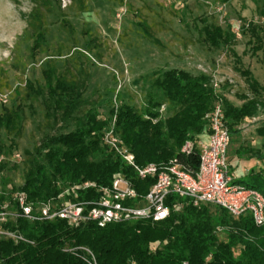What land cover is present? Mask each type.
Masks as SVG:
<instances>
[{"label": "trees", "instance_id": "1", "mask_svg": "<svg viewBox=\"0 0 264 264\" xmlns=\"http://www.w3.org/2000/svg\"><path fill=\"white\" fill-rule=\"evenodd\" d=\"M50 9L47 11L51 12ZM260 13L264 16V8ZM31 16L34 21L29 28L34 30L36 53L47 42L48 29L44 14L36 10ZM201 23V36L211 49L220 50L233 41L234 33L230 29L207 19ZM142 25L145 36L163 47L148 25ZM245 29L251 34L249 43L254 51H264V26L250 22ZM79 54L90 60L83 52ZM234 55L240 64L239 57ZM46 65L42 72L44 86L27 81L23 95L16 91L25 105L39 103L43 112L39 126L43 136L39 145L25 150L24 184L20 188L32 202L56 198L68 184L92 181L111 186L118 175L129 178L141 194L148 193L154 180H140L134 169L102 142L114 116L116 132L139 166L177 161L186 169L197 171L199 150L184 154L181 149L187 141H198L208 134L206 116L217 102L224 106L231 143L241 136V126L246 120L264 112V86L248 70H237L251 92L241 96L243 102L238 105L225 97L221 87L218 91L214 89L211 76L169 69L154 73L143 108L110 102V116L100 119L96 103L86 97L88 78L82 80L69 72H58L50 62ZM5 84L0 75V89ZM22 102L15 100L10 106L0 103V149L8 157L23 137ZM162 106L166 107L165 118L160 113ZM256 134L261 146L239 148L236 154L239 157L248 154V159L261 163L264 162V123L256 128ZM5 167L6 163L2 170ZM12 167L17 169V162ZM245 177L248 179L245 186L264 194L263 168L254 167ZM79 198L92 200L97 194L81 192ZM176 200L178 197L171 196L168 204ZM179 201L186 203L183 210L172 211L167 220L159 223L142 220L100 228L90 222L74 228L64 220L42 223L19 220L11 228H18L34 244L1 239L0 264H88L82 257L90 256L82 248L92 252L97 264H264V226H255L250 215L235 219L213 205L195 207L186 200L179 198Z\"/></svg>", "mask_w": 264, "mask_h": 264}, {"label": "rangeland", "instance_id": "2", "mask_svg": "<svg viewBox=\"0 0 264 264\" xmlns=\"http://www.w3.org/2000/svg\"><path fill=\"white\" fill-rule=\"evenodd\" d=\"M263 8L264 0H0V75L6 83L0 92L9 95L7 105L15 100L21 103L16 91L23 95L27 81L44 86L42 72L50 62L58 72L88 78L86 97L96 103L99 118L104 119L110 116V102H126L140 110L154 73L179 69L211 76L225 97L239 105L241 96L251 92L238 68L250 71L264 86V51H254L249 43L251 34L245 29L250 22L264 26ZM36 10L45 15L48 35L47 42L35 53L34 30L29 25ZM202 19L230 29L234 33L231 44L220 50L205 44L200 32ZM142 24L148 25L163 47L145 36ZM22 103L23 137L3 168L7 192L22 188L25 150L39 145L43 136L40 104L28 107ZM161 116L165 118L166 113ZM263 123V111L243 123V133L229 148L230 163L235 157L247 159L248 154L239 157L237 149L261 146L256 128ZM205 137H199V141H205ZM15 154L21 156L17 169L12 167ZM259 167L264 170V162ZM235 174V184L245 186L248 179L240 168Z\"/></svg>", "mask_w": 264, "mask_h": 264}, {"label": "built area", "instance_id": "3", "mask_svg": "<svg viewBox=\"0 0 264 264\" xmlns=\"http://www.w3.org/2000/svg\"><path fill=\"white\" fill-rule=\"evenodd\" d=\"M212 86L217 91L220 88L217 80H212ZM8 96L0 92V103L6 104ZM165 110L166 107L162 106L160 113L163 114ZM206 119L208 140L187 141L181 149L184 154L199 150L200 166L197 171H192L177 161L139 166L117 134V117H113L102 136V142L132 167L140 180H154L146 194H141L125 175H118L111 186H100L92 181L68 184L63 186L58 197L45 202H32L20 189L13 188L11 192L5 190L1 167L6 163L7 156L0 149V240L34 244L18 228H11L10 225L19 220L30 223L64 220L74 228L90 222L100 228L142 220L159 223L167 220L172 211L183 210L186 203L179 201V198L195 207L213 205L222 208L235 219L250 215L255 226L263 227L264 194L257 189L235 184L237 176L228 157L231 132L222 102L214 105ZM20 158L19 154H15L12 160L17 162ZM87 191H94L97 198L80 200V193ZM171 196L178 197V200L168 204ZM82 250L90 256L82 257L83 260L88 264H97L90 250Z\"/></svg>", "mask_w": 264, "mask_h": 264}, {"label": "crops", "instance_id": "4", "mask_svg": "<svg viewBox=\"0 0 264 264\" xmlns=\"http://www.w3.org/2000/svg\"><path fill=\"white\" fill-rule=\"evenodd\" d=\"M243 133V131H242ZM208 140V134H206L205 141ZM259 141H261L259 139ZM247 158V157H246ZM232 169L234 172H236L237 169L240 168L242 176L248 175L249 171L252 168H259L260 163L255 159H245V160H239L238 157H235V159L231 163Z\"/></svg>", "mask_w": 264, "mask_h": 264}]
</instances>
